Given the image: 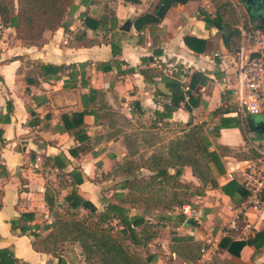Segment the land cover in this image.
Instances as JSON below:
<instances>
[{
    "label": "crops",
    "instance_id": "0c3cea01",
    "mask_svg": "<svg viewBox=\"0 0 264 264\" xmlns=\"http://www.w3.org/2000/svg\"><path fill=\"white\" fill-rule=\"evenodd\" d=\"M203 1L190 0L184 5H174L163 18L158 19L151 13L159 0H140L137 4L124 0H75L73 10L65 17L66 31L65 28L46 31L41 46H24L19 41L9 46L0 41L3 45L0 52V248L11 250L26 264H50L47 255L32 250V238L19 236L18 228L14 231L11 225L20 214L32 213L31 226H39L37 232L46 234L43 227L51 223L52 217L44 202L45 194L56 202H61L67 195L69 188L60 190L61 178L51 164H44L45 158L64 156L67 165L64 172L77 168L83 175L84 182L78 186V193L98 211H103L102 199L109 198L114 188H107L104 194L102 191L106 185H112L119 179L103 180L102 173L110 172L127 153L121 135L110 139L107 135L118 128L125 133L134 129L123 128L119 124L112 126L102 118L96 122L93 113H89L84 115L81 126L87 139L75 140L65 130L63 118L84 110L82 96L101 91L103 96L98 102L102 108L94 105L96 107L91 106L88 111H96L98 115L111 113L130 123L138 120L141 125L149 124L156 118L154 111L162 112L170 103L172 91L167 81L178 76L184 93L192 74L198 72L208 78V83L203 85V93L199 92L202 85L191 92L192 97L198 98L197 106L188 112L181 103L171 118L164 122L185 124L190 121L193 125L206 123L207 128H212L219 118H224L228 125L237 126L236 119H239L233 112L212 116L224 104L229 106L230 96L229 92H223L221 72L227 63L223 56L228 51L219 32L207 28L198 17ZM86 17L104 25L102 28L85 29L88 38L100 42L88 48L72 42L74 34L84 29ZM250 21L258 28L264 27L253 18ZM123 25H128V30H121ZM186 37L206 41L204 52L198 54L189 50L184 44ZM111 45L115 50L120 49L115 57L112 56ZM214 53L218 57H214ZM149 59L151 61L145 62ZM33 63L73 65L77 77L69 79L72 71L69 69L59 74L58 79L48 77L44 80L37 73L30 74ZM84 63L88 64L81 66ZM100 63H109L110 70L97 69L96 65ZM128 69L134 72H126ZM139 70L147 72V80ZM64 84L73 85L66 88ZM253 117L257 122H264V113ZM244 127H247L246 122L219 131L214 149L236 151L241 153V157L222 156L217 151L221 173L213 164L210 166L216 187H207L204 195L193 201L191 216L185 217L186 222L177 226L166 223L160 228L159 238L150 245V252L156 254L151 264H187L170 253L173 236H189L203 246L211 240L214 242L213 257L219 256L221 260L234 264H264V247L254 255L253 247L245 246L236 258L218 248L219 241L215 242L230 217L228 207L240 204L245 198L236 169L256 158L253 146L264 147V136L256 142L253 134H244ZM78 146L83 148V152L71 157L69 150ZM230 174L234 178H228ZM48 179L55 182L52 185L56 188L48 185ZM187 179L196 184L192 175ZM224 186L230 195L222 192ZM41 215L46 221H38L37 217ZM188 220L194 222L191 224ZM247 220L256 232L264 229V208L257 213L250 211ZM164 233L167 235L162 239Z\"/></svg>",
    "mask_w": 264,
    "mask_h": 264
},
{
    "label": "trees",
    "instance_id": "16d2710c",
    "mask_svg": "<svg viewBox=\"0 0 264 264\" xmlns=\"http://www.w3.org/2000/svg\"><path fill=\"white\" fill-rule=\"evenodd\" d=\"M74 1L0 0V27L14 30L25 46L39 47L44 43L43 35L46 31L53 32L65 28V17L73 10ZM124 1L132 4L140 2ZM188 1L190 0H159L151 14L161 19L170 7L184 5ZM229 7H231L229 3L213 6L212 16H207L201 11L198 17L207 28H214L219 32L228 52H234L238 46L239 32L233 25ZM83 26V30L74 34L72 42L81 43L87 48L98 45L100 43L98 40L87 37L85 29L102 28L103 23L86 17ZM184 44L189 50L200 54L204 52L206 41L186 37ZM111 49L114 57L120 53V49L115 50L113 45ZM148 61L151 60L145 62ZM87 64L81 66L85 67ZM32 65L30 74L37 73L44 80L48 77L58 79L59 74L69 69L72 70L69 79L75 80L77 77L73 65L57 66L42 63ZM96 68L109 71L111 67L109 63H100ZM126 72L133 73L134 70L128 69ZM139 73L145 80L148 79L147 72L139 70ZM177 79L178 76H174L167 81L172 91L170 103L162 112L154 111L156 117L154 121L147 125L143 124L129 133L118 128L116 132L107 135L108 139L121 135L127 153L112 166L110 172L102 173L103 180L119 179L109 187L114 188L109 198L102 199L103 211H98L90 201L78 193V186L84 182L83 175L77 168L64 172L67 168L64 156L45 158L44 164H51L52 168L56 169L57 176L61 178L60 190L69 188V191L61 202H56L53 197L45 194L44 202L52 217L51 223L43 227L44 231H47L46 234L37 232L39 226H31L30 223L34 219L32 213H22L17 220H12V230L18 228L19 236L32 238L30 245L34 252L47 255L50 264H68L59 252L62 251L63 244H71L79 247L84 264H151L156 254L150 252V245H154L159 238L160 228L166 223L177 226L186 222L187 219L180 212L181 207L193 205L195 199L204 195L207 186L216 187L210 168L213 164L221 173L220 155L213 147L215 140L221 129L238 127L240 123H244V119L241 121L236 117L239 119V121L236 119L237 126H230L227 119L219 118L215 126L208 128L209 132L206 123L193 125L188 121L184 124L185 128L180 130V134L168 140L166 145L157 146L160 142L158 136L161 126L168 124L164 121L171 118L172 112L177 110L181 103L184 104L186 111L191 112L198 104V98L192 97L191 92L196 86L208 83L206 76L194 72L187 85L189 100L184 102L183 86ZM72 85L64 84V87ZM102 96L101 91L82 96L84 110L71 116H64L65 130L75 140L87 139L81 126L84 115L89 113H93L96 122L102 118L105 123L112 126L118 125L120 119L129 123L125 118L111 113L98 115L96 111H88L89 107H96L94 105L102 108L98 102ZM233 111L234 109L224 104L215 110L212 116L217 117ZM141 127L145 130H140ZM141 147L146 148V152L145 150L141 152ZM79 152H83V148L78 146L70 149L69 155L75 158ZM184 168L190 169L191 175L199 181V186L192 188L190 182L184 180ZM222 192L230 195L225 186L222 187ZM135 211L142 213L136 214ZM245 246L253 247L254 255H257L264 247V229L256 232L251 239L223 238L218 243V248L236 258L240 256ZM202 247V243L192 237L173 236L169 251L187 264H192L199 259ZM137 250H142L143 253H138ZM0 264L26 263L16 258L11 250L0 248ZM211 264L234 263L214 258Z\"/></svg>",
    "mask_w": 264,
    "mask_h": 264
},
{
    "label": "built area",
    "instance_id": "2783aa9c",
    "mask_svg": "<svg viewBox=\"0 0 264 264\" xmlns=\"http://www.w3.org/2000/svg\"><path fill=\"white\" fill-rule=\"evenodd\" d=\"M212 2L213 0H204L198 9V16L201 11L207 16H212ZM237 30V49L223 56L227 63L221 68V72L223 92H229V106L233 107V114L242 121L247 114L257 116L264 113V28L249 25L246 28L238 26ZM214 57H218V54L214 53ZM187 90L184 89V102L189 100ZM204 91L205 87L200 86L199 92ZM253 148L256 158L246 161L243 167L236 169L245 198L240 204L228 207L230 217L215 242L223 238L247 240L253 238L256 233L254 226L247 220V214L250 211L260 212L264 208V147L255 145ZM228 178L234 176L230 174ZM180 212L185 217L191 216L189 205L182 206ZM213 246L214 242L208 240L200 250L199 259L192 264L210 262L214 255Z\"/></svg>",
    "mask_w": 264,
    "mask_h": 264
},
{
    "label": "rangeland",
    "instance_id": "374dc122",
    "mask_svg": "<svg viewBox=\"0 0 264 264\" xmlns=\"http://www.w3.org/2000/svg\"><path fill=\"white\" fill-rule=\"evenodd\" d=\"M225 3H229L231 7H229V10H231L230 12V16L232 18V22L235 28H237L238 26H243V28L248 27L251 24H254L253 22H251L249 15L247 14L242 2H240V0H213V6H219L221 4H225ZM3 40L5 43H8V45H13V43L15 41H19L22 45H26L24 43H22L14 30L12 29H4L2 27H0V41ZM3 45L0 42V52L2 51V47ZM245 119H244V124H245ZM118 124L123 127V128H130V130L135 129L137 126H141V121L136 120L134 123H128L127 121H125L124 119H120ZM147 125V124H146ZM185 126L184 124H179V123H169L166 126H162L161 127V132L159 131V140L160 142L157 143V146L160 145H166V143L168 142V140L176 137L178 134H180V130L184 129ZM244 134L247 135L246 133L247 131V127H244ZM207 131L209 132V129L207 128ZM142 150V151H141ZM143 150H145L146 152V148L141 147L140 151L143 152ZM217 151L219 152V154L223 155H233V156H239L241 157V153H238L236 151H230L227 150L225 148H217ZM148 152V151H147ZM149 153V152H148ZM211 166V165H210ZM184 172H185V179L186 182H190V184L193 187H197L199 186V181L197 179L194 178V180L196 181V184L193 183V181H189L188 178H190L191 172L189 168H184ZM214 177V176H213ZM98 178V177H97ZM96 178V179H97ZM52 182V183H51ZM55 182L52 181V179H48V185L52 186V188H56L54 184ZM111 184L106 185V189H104L102 191V194L107 192V188H109ZM209 187V186H207ZM206 187V188H207ZM205 188V189H206ZM205 191V190H204ZM62 195L60 196V199H62ZM38 221L44 222L46 221V218H44V216H39L37 217ZM167 233H164L162 236V239H164V237H166ZM154 244V243H153ZM62 251L59 252V254L62 256V258L68 263V264H84L83 263V258L80 254V250L79 247L77 245H71V244H63L62 245ZM134 250V249H133ZM138 253H143L142 250H137ZM214 258H220L219 256H214L212 260H214ZM56 261H54L55 263ZM211 264V262L209 263Z\"/></svg>",
    "mask_w": 264,
    "mask_h": 264
},
{
    "label": "flooded vegetation",
    "instance_id": "af4514ba",
    "mask_svg": "<svg viewBox=\"0 0 264 264\" xmlns=\"http://www.w3.org/2000/svg\"><path fill=\"white\" fill-rule=\"evenodd\" d=\"M249 17L259 24H264V1L261 0H240Z\"/></svg>",
    "mask_w": 264,
    "mask_h": 264
},
{
    "label": "water",
    "instance_id": "95a60500",
    "mask_svg": "<svg viewBox=\"0 0 264 264\" xmlns=\"http://www.w3.org/2000/svg\"><path fill=\"white\" fill-rule=\"evenodd\" d=\"M121 30L123 31L128 30V25H123ZM244 119L246 121L247 131L253 134L257 138L256 142L261 141L264 136V122L263 121L257 122L256 119L249 114L245 115ZM193 222H194L193 220H188V223L192 224Z\"/></svg>",
    "mask_w": 264,
    "mask_h": 264
}]
</instances>
